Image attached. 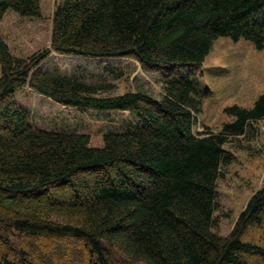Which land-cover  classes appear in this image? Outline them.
I'll list each match as a JSON object with an SVG mask.
<instances>
[{
  "label": "trees",
  "instance_id": "16d2710c",
  "mask_svg": "<svg viewBox=\"0 0 264 264\" xmlns=\"http://www.w3.org/2000/svg\"><path fill=\"white\" fill-rule=\"evenodd\" d=\"M0 0V264H264V181L228 236L213 231L225 145L264 94L195 133L192 69L218 38L264 49V0ZM51 52L130 58L163 94L39 73Z\"/></svg>",
  "mask_w": 264,
  "mask_h": 264
},
{
  "label": "rangeland",
  "instance_id": "374dc122",
  "mask_svg": "<svg viewBox=\"0 0 264 264\" xmlns=\"http://www.w3.org/2000/svg\"><path fill=\"white\" fill-rule=\"evenodd\" d=\"M65 0H49V15L44 47H49L51 18L56 6ZM39 73H56L82 79L90 84L110 86L103 95H122L142 92L160 99L163 94L161 77L156 72L145 71L130 58L97 59L59 55L51 52L38 67ZM192 78L200 91H208L196 116L195 133L205 128L217 133L233 118L224 110L238 106L250 109L264 94V49L257 51L251 43H234L229 38H218L200 66L192 69ZM225 145L229 164L221 169L217 181L213 231L228 236L251 197L264 181V119L251 123L244 136ZM243 241L264 246V232L249 230Z\"/></svg>",
  "mask_w": 264,
  "mask_h": 264
}]
</instances>
